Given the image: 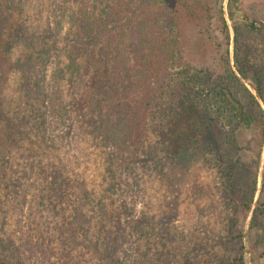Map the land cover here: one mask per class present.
I'll return each instance as SVG.
<instances>
[{
  "label": "trees",
  "instance_id": "1",
  "mask_svg": "<svg viewBox=\"0 0 264 264\" xmlns=\"http://www.w3.org/2000/svg\"><path fill=\"white\" fill-rule=\"evenodd\" d=\"M180 1L149 0L147 8L150 15L148 13L146 19H140L138 23L149 26L156 34L173 32L175 19L171 8ZM205 1L214 2L212 6L203 5L202 9L208 15V26H211L214 12L218 13L215 18L220 24L217 31L223 37L226 48L223 80L216 85L213 83L206 90L207 95L198 100L195 87L202 88V74L206 70L180 67L175 79H168V83L163 81L171 101L165 106L166 117L162 121L160 115L155 113L160 108L155 101L147 97L149 100L146 102L136 96V79L139 74L146 75L150 71L146 63L142 67L125 68L121 72L115 70L114 60L107 53L109 46H106L107 50L97 48L101 42L100 34L104 32L102 25L97 29L91 27L83 36L72 37V30L80 23L77 11H71L69 19L65 20V15L63 18H55L51 12L46 15L48 7L42 4L43 0H38L36 4L31 0H0V145L15 147L18 151L25 149L27 153L29 151L30 159L31 152L35 154L31 163L28 164L29 160L26 159V181L29 182L31 175L35 188L41 182L42 188L38 194L42 196L37 204L48 213L50 208L53 217L61 222L57 234L65 261L70 262L73 253L82 249L98 264H125L119 254L127 240L126 229L124 226L118 227L119 219L114 220V207L117 195H121L123 188L120 170L127 169L129 162L138 161L144 168L149 167L150 188L156 190L159 184H164L162 179L167 176L166 171H162L166 166L163 161H188L194 154L193 149L202 147L214 130V123L220 118L226 119L229 126L235 124V128L243 126L258 132L261 148L256 156L260 160L264 147V20L250 17L248 7L264 0H227V16L233 32V66L229 57L231 32L224 15L225 0ZM29 3L34 8L31 24L26 16ZM92 22L96 25L98 21ZM64 26H68L66 34L62 32ZM80 27L83 28L82 25ZM86 36L88 42L82 39ZM57 40L64 43L63 56H57L51 70L48 66L54 54L61 53L51 44L57 43ZM153 43L154 46H149L152 49L150 53L165 56L168 63L166 68L173 67L177 61L175 48L178 42L155 39ZM16 47L23 50L12 60L10 56H13ZM49 73L53 75L48 81ZM243 82L252 87L255 95ZM242 91L247 99L244 103L236 97L237 92ZM16 98L29 103L32 110L34 124L24 134L17 131L31 124L28 117L19 120L14 115L18 126L12 119L11 108ZM34 101H38L40 106H35ZM173 104L179 106L174 109ZM18 111L21 112V108ZM70 128L75 143L82 146L81 156L86 157L88 147L92 152L88 155L100 160L98 164H82L85 171L92 166L90 170L97 181L89 183L83 173H78L79 167L70 160V153L59 161H54L50 156L55 146H60L64 140L68 142ZM151 131L159 134L160 142L157 140L147 145L146 137ZM226 140L229 145L238 146L234 129ZM24 145L26 147L23 148ZM208 147L210 152H215V148ZM35 157L41 160H33ZM4 160L5 155L2 162ZM7 163L4 161L0 165V173L5 172ZM235 165L230 163L223 171L222 190L228 207L233 193L246 214L252 213L248 229L251 233L264 220V203L260 199L255 202L258 189L256 178L247 189H236ZM8 183L11 182L3 185L6 191L10 187ZM260 194H264V162ZM43 202H47V205ZM143 218L144 215L134 223H154L153 219L143 222ZM164 221L162 219L156 223L161 226ZM237 236L240 239L244 237L240 233L230 241L233 242ZM222 243L225 242L219 240L216 244L222 246ZM151 246H147V251L143 253L138 251L142 257L138 260L139 264L146 262L144 259L150 253ZM241 250L240 261L243 263L244 248ZM0 251L3 252H0V264H25L20 250L12 241L0 238ZM164 256L162 252V259ZM79 259L82 262L83 259ZM91 263V260L83 261V264Z\"/></svg>",
  "mask_w": 264,
  "mask_h": 264
},
{
  "label": "rangeland",
  "instance_id": "2",
  "mask_svg": "<svg viewBox=\"0 0 264 264\" xmlns=\"http://www.w3.org/2000/svg\"><path fill=\"white\" fill-rule=\"evenodd\" d=\"M19 1L22 2V0ZM31 1L35 4L38 2V0ZM148 2L149 0H43L42 4L48 7L46 15L53 13L55 18H63L62 16L65 15V20H68L71 11L78 12L77 19L81 24L79 23L72 30V37L83 36L91 27L97 29V26L102 25L104 32L100 34L101 42L97 48L107 50L109 46L107 53L114 60L112 63L115 70L121 72L125 68L127 70L132 66L142 67L146 63L145 66L150 71L146 75L139 74L136 79L138 84L136 96L145 99L146 102L149 100L147 97H150V101H155L157 107H160L155 113H158L163 121L166 117L165 106L171 101L164 87L165 82L168 83V79H175L180 67L191 66L195 71L204 69L206 72L202 74V88L195 87L198 92L197 99L204 98L207 95L206 90L213 83L216 85L223 80L221 78L225 73L226 48L223 37L217 31L220 24L215 18L218 17V13L214 12L215 16L210 21L211 26H208V15L202 9L203 5H214L213 1L181 0L176 5L173 4L171 11L175 19L174 30L171 33L163 32V34H156L149 26L142 22L138 23L140 19H146L148 13L150 15L147 8ZM226 4L227 0L224 2V15L231 32L229 57L230 64L233 66V32L227 16ZM49 5H51L50 9ZM248 9L250 17L264 20V1L249 4ZM143 13L144 16H142ZM32 14H34V8L29 3L26 16L30 24L33 23ZM94 20L98 21L96 25L92 22ZM67 31L68 26H64L63 34ZM131 31H133L132 35ZM82 39L88 42L89 38L86 36ZM155 39L178 42L175 48L177 61L173 67L166 68L168 63L165 56L159 57L150 53L152 49L149 46H154ZM56 42L50 43L61 53L54 54L48 66L51 70L55 66L57 56H63L64 43L59 40ZM22 50V47H16L10 58L15 59ZM100 64H97L98 68ZM52 75V73L48 74V81ZM10 80L13 82L12 78ZM244 85L255 95L248 83ZM236 97L243 103L247 102L243 91L237 92ZM33 104L40 106L38 101H34ZM178 106V104L172 105L174 109ZM18 108H21V112ZM11 110V117L17 126L19 122L15 120L14 115H17L19 120L28 117L31 124L28 127L19 128L17 132L24 134L29 131L34 124L29 103L20 102L16 98V103L12 104ZM164 124L166 125V120ZM234 125L229 126L226 119L220 118L214 123V130L202 143V147L193 149L194 154L188 161H163L166 166L162 171H166L167 176L162 179L164 184H159L156 190L150 188L151 170L148 166L144 168L138 161L137 163L129 162L130 166L127 169L120 170L123 188L121 195H117L115 200L114 220L119 219L121 222H117L118 227L124 226L126 229L127 240L119 254L125 264H139L138 260L142 259L140 253L147 251V246L150 245L153 246L144 259L146 261L144 264H264V220L250 233L248 229L252 213L246 214L233 193L231 195L233 200L231 199V205L228 207L222 190L223 171L230 163H235L236 189H247L256 178L258 189L255 202L260 199L264 203V194H260L264 147L259 160L256 156L261 148L258 132L243 126L235 128ZM233 129L237 147L229 145L226 140ZM70 130L67 134L68 142L64 140L60 146H55L50 156L54 161H59L63 156L66 157V153H70V160L79 167L78 173H83L89 183L97 181L92 176L90 170L92 166L85 171L83 165H90L89 162L98 164L100 160L93 155H88L92 153L89 152L88 147L85 151L86 157L81 156L82 146L75 143L72 128ZM146 139L147 145L157 140L160 142L159 134L152 131L147 134ZM208 146L215 148V152H210ZM203 149L206 150L203 151ZM31 153L30 159V153L29 151L27 153L25 149L18 151L15 147L8 148L6 145H0V165L8 161L4 167L5 172L0 173V238L12 241L16 245L25 264H63L65 261L61 252L63 246L57 234L61 222L53 217L54 213L50 208L48 213L37 204L42 196L38 194L39 189L42 188L41 182H38L35 188L31 175L29 182L26 181L25 175L28 169L26 161L29 160L28 164L31 163L30 160L35 155ZM4 155L5 160L2 162ZM36 159L41 160L36 157L33 160ZM42 160L44 164V159ZM35 179L37 180L36 177ZM9 181L10 187L6 191L3 185ZM43 203L47 205V202ZM123 206L126 208H122ZM143 215V222L153 219L154 223L151 225L134 223V220H140ZM162 219L165 221L160 226L156 222ZM240 233L243 234V239L237 236L233 242L230 241L232 237ZM219 240L225 243H222V246L217 245ZM242 247L244 248L243 263L240 261ZM161 251L165 255L163 259ZM88 255L82 249L76 250L72 260L65 261L64 264H83V261L87 260H91V264H98L94 258L92 260V256ZM79 258L83 259L82 262Z\"/></svg>",
  "mask_w": 264,
  "mask_h": 264
}]
</instances>
